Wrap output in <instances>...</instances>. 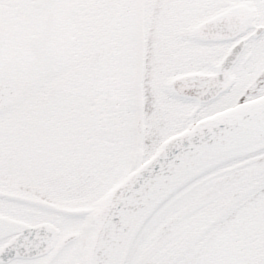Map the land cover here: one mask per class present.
<instances>
[{
    "label": "snow or ice",
    "instance_id": "snow-or-ice-1",
    "mask_svg": "<svg viewBox=\"0 0 264 264\" xmlns=\"http://www.w3.org/2000/svg\"><path fill=\"white\" fill-rule=\"evenodd\" d=\"M0 264H264V0H0Z\"/></svg>",
    "mask_w": 264,
    "mask_h": 264
}]
</instances>
